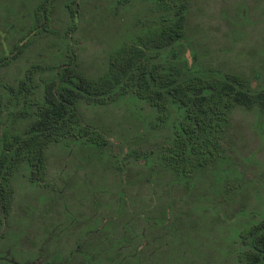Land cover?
Here are the masks:
<instances>
[{"label": "trees", "instance_id": "trees-1", "mask_svg": "<svg viewBox=\"0 0 264 264\" xmlns=\"http://www.w3.org/2000/svg\"><path fill=\"white\" fill-rule=\"evenodd\" d=\"M53 1L36 3L32 23L14 43L11 58L25 46L29 34L50 31ZM84 1L65 0L62 5L74 19ZM118 1L124 2L122 7L131 4ZM137 1L148 2L152 15L137 18L139 29L108 53L101 73L91 76L82 71L71 49L55 63L26 65L14 83L0 76V215L9 211L10 177L24 165L31 170L30 178L43 173L47 146L79 139L107 145L110 136L84 121L81 105H106L130 97L144 100L155 114L147 125L157 128L158 135L146 139L154 141L155 148L137 152L124 142L119 155L108 154L117 182H111L109 191L95 190L93 197L78 200L72 206L76 215L66 224L56 221L48 234L86 229L81 236H72L68 250L64 244L39 242L37 248L46 245L40 253L35 249L37 255L48 256L44 263L163 264V237L171 235V225L183 215L182 206L192 198L206 199L210 189L202 183L213 171L231 170L221 166L229 160L223 141L229 138L233 111L264 110V73L259 84H252L249 75L214 66L196 53L186 34L189 0ZM73 26L68 25L69 30ZM3 63L0 56V66ZM231 176H226L230 183L219 180L213 185L220 204L231 202L242 185L239 176ZM57 207L61 216H69L73 209L64 202ZM238 237L237 264H264V215L242 228Z\"/></svg>", "mask_w": 264, "mask_h": 264}, {"label": "rangeland", "instance_id": "rangeland-1", "mask_svg": "<svg viewBox=\"0 0 264 264\" xmlns=\"http://www.w3.org/2000/svg\"><path fill=\"white\" fill-rule=\"evenodd\" d=\"M38 1L0 0V56L5 60L0 76L10 83L23 76L26 65L55 63L71 49L77 53L82 71L95 76L104 70L108 53L139 29L137 18L152 15L149 3L144 1L131 0L122 7L124 2L116 0H85L73 19L62 5L65 0H54L50 31L29 34L13 59L14 43L24 37ZM68 25H74L73 30ZM186 34L205 62L243 72L252 84L263 79L264 0H189ZM186 55L190 61L188 51ZM255 71L259 72L256 78ZM81 109L84 121L110 136L105 147L82 139L51 144L46 148L43 173L30 178L31 170L24 165L10 177L8 234L2 243L18 260L33 259L36 245L43 241L48 246L64 244L68 250L72 236L85 232L86 228L77 227L71 233L65 229L57 232L59 237L54 231L48 234L57 220L66 224L76 215L72 206L78 200L93 195L95 190L109 191L111 182H117L108 154L119 155L124 142L137 152L155 148L154 141L146 140L158 135L157 128L147 125L154 121L155 114L144 100L128 97L106 105H81ZM231 124L229 138L223 141L229 160L221 166L231 170L217 169L202 183L210 189L204 194L207 204L206 199L197 197L182 206L183 215L170 224L174 229L171 235L163 237V264H237L240 230L264 215V110L235 109ZM231 175L239 176L242 185L231 202L220 204L213 187L219 180L230 183L226 176ZM62 202L73 208L68 210L69 216L56 213ZM178 211L175 209V213ZM44 248L37 250L40 253Z\"/></svg>", "mask_w": 264, "mask_h": 264}, {"label": "flooded vegetation", "instance_id": "flooded-vegetation-1", "mask_svg": "<svg viewBox=\"0 0 264 264\" xmlns=\"http://www.w3.org/2000/svg\"><path fill=\"white\" fill-rule=\"evenodd\" d=\"M10 208V205H9ZM7 214L8 211L5 209V212L0 215V264H47L42 262V260L46 257L47 255H42L39 256L36 254V256L33 259L29 260H18L15 257L12 256L10 252H8L7 248L3 246V240L7 236ZM74 249H78V243L74 244ZM66 258L72 259L74 256L67 254L64 255ZM39 257H42L41 259ZM67 259V260H69Z\"/></svg>", "mask_w": 264, "mask_h": 264}]
</instances>
